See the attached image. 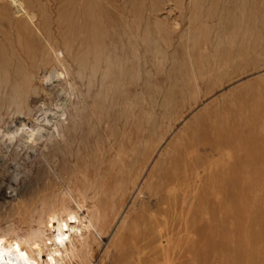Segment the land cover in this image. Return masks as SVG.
<instances>
[{
	"label": "bare ground",
	"instance_id": "1",
	"mask_svg": "<svg viewBox=\"0 0 264 264\" xmlns=\"http://www.w3.org/2000/svg\"><path fill=\"white\" fill-rule=\"evenodd\" d=\"M235 1L239 24L257 17L251 3ZM104 2L80 0V16L68 21V30L56 32L50 11L37 0H4L13 34L0 40V132L15 142L17 156L25 150L26 158L34 156L46 169L28 202L18 196L14 209L26 215V226L0 227V264H94L96 247L108 236L99 264H133L134 242L148 226L154 232L150 238L168 242L178 229L187 250L180 261L188 264L197 226L211 222L210 202L220 208L222 222L233 225L235 214L257 196L255 158L247 154V161L238 163L231 152L226 165L222 130L215 128L212 114L183 127L162 150L161 137L141 158L138 148L147 149L148 139L131 130L137 115L127 88L142 78L146 53L158 55L179 42L187 52L192 86L199 88L193 52L211 46L216 30L211 19L223 0H123L119 31L108 24ZM238 30L233 25L225 34L230 45ZM118 105L122 128L114 117ZM9 124L13 130L7 133L3 127ZM227 175L241 176L243 184L228 185ZM199 177L207 184L202 195L196 194ZM223 192L226 199L220 201ZM128 194L132 202L125 211Z\"/></svg>",
	"mask_w": 264,
	"mask_h": 264
},
{
	"label": "rangeland",
	"instance_id": "2",
	"mask_svg": "<svg viewBox=\"0 0 264 264\" xmlns=\"http://www.w3.org/2000/svg\"><path fill=\"white\" fill-rule=\"evenodd\" d=\"M37 1L41 8L45 7L48 12L50 11L51 26L56 32L68 30L70 28L68 21L78 18L82 10L80 0ZM104 1L102 10L108 24H115L116 30L119 31L125 12L123 0ZM246 1L247 7L251 4L256 7L255 19L247 18L245 24H239V8H236V1L223 0L219 10L211 19V24L216 29L211 35V46L193 52L198 61V72L201 77L198 81L199 88L194 90V85L192 86L193 82L191 83L188 76L187 52L179 42H175L158 55L149 50L143 64L142 78L134 80L127 88L128 102L136 105L137 120L131 125L132 133L148 139L147 149L139 146L138 158H141L146 150L151 149L164 136L160 149L162 150L168 142L174 140V135L183 127L192 126L198 119L206 118V114L210 113L214 117L215 128L222 130L219 142L224 148L226 165L229 167L231 152L237 154L238 163L247 161V154L253 155L256 160L259 174L255 183L258 192L250 203L252 205L236 213V221L232 225L229 222H222L220 208L210 202L211 222L209 225L197 226L193 261L188 264H264V168L262 167L264 163V0ZM11 24L10 9L5 6L4 0H0V40L6 35L13 34ZM233 25L240 26V30L236 43L230 45L225 34L231 32ZM113 37H117V34ZM114 117L117 128H122L125 118L121 106H117ZM9 125H6L8 128L3 127L8 129L7 133L13 130V126ZM203 125L206 128L210 126V122L206 120ZM207 137L210 142L214 140L210 134ZM93 141L91 140V145H94ZM105 144L108 148V144ZM15 147V142L11 143L9 136L0 132V227L2 228L10 223L21 226L24 222L22 226H26V215L16 213L14 209L18 196L21 194L22 199L28 202L37 180L43 177L46 169H44L45 164L38 167L33 162L34 156L26 158L25 150H19L21 154L17 156ZM203 153L204 151H200V154ZM201 161L198 163L200 167ZM30 163L33 165L31 166ZM200 171L202 175L204 171L202 169ZM201 179L203 177H199L195 185L197 195H202L206 191L207 184ZM233 181L240 186L243 184L241 176L227 175L224 179L228 185ZM126 198L125 211L132 202L131 194ZM225 199L226 195L223 192L219 200ZM150 227L148 226L134 242L133 264H182L180 260L186 255L187 250L184 240L179 237L181 235L178 234V229L171 232L173 237L168 242L164 239L159 241L150 238L154 234ZM206 233L205 240L203 235ZM109 241L110 236L105 237L96 247L94 264L101 263Z\"/></svg>",
	"mask_w": 264,
	"mask_h": 264
}]
</instances>
